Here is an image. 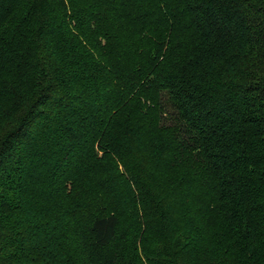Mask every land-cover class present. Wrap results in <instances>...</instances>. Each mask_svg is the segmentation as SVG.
<instances>
[{
	"label": "trees",
	"instance_id": "1",
	"mask_svg": "<svg viewBox=\"0 0 264 264\" xmlns=\"http://www.w3.org/2000/svg\"><path fill=\"white\" fill-rule=\"evenodd\" d=\"M0 264H264V0H0Z\"/></svg>",
	"mask_w": 264,
	"mask_h": 264
}]
</instances>
